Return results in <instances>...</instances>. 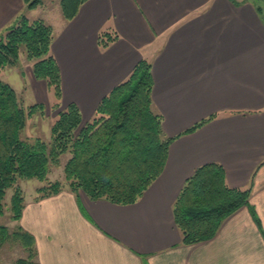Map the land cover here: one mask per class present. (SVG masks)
Masks as SVG:
<instances>
[{
    "label": "crops",
    "instance_id": "0c3cea01",
    "mask_svg": "<svg viewBox=\"0 0 264 264\" xmlns=\"http://www.w3.org/2000/svg\"><path fill=\"white\" fill-rule=\"evenodd\" d=\"M23 7L0 0V31ZM43 9L38 20L55 32L62 109L75 104L83 125L91 122L147 60L155 112L175 140L162 175L135 205L69 190L26 200L19 226L34 237L39 264H264V18L252 0H90L71 22L59 1ZM103 32L118 36L106 50ZM211 164L223 167L231 188H252L258 222L243 208L213 240L184 246L173 206L186 181Z\"/></svg>",
    "mask_w": 264,
    "mask_h": 264
},
{
    "label": "trees",
    "instance_id": "16d2710c",
    "mask_svg": "<svg viewBox=\"0 0 264 264\" xmlns=\"http://www.w3.org/2000/svg\"><path fill=\"white\" fill-rule=\"evenodd\" d=\"M89 1L60 0L64 20L73 21ZM252 1L264 18V0ZM23 3L33 11L43 5V0H23ZM54 38L52 26L42 20L31 22L25 16L17 17L0 34V74L6 68L16 67L24 50L27 61L34 63V79L47 85L56 100L53 110L59 111L49 143L41 139L24 140L21 135L27 121L38 112L44 113L46 106L23 108L13 87L0 79V218L5 216L7 192L13 190L10 203L13 222H20L25 208L24 193L19 186L23 181L47 183L37 191L35 202L69 190L76 195L83 192L93 202L137 204L162 175L175 140L165 135L163 118L155 112L153 67L147 60L140 61L128 79L102 100L91 122L83 125L81 111L75 104L62 109L61 72L51 49ZM117 40V34L103 32L99 35V48L106 50ZM213 119L186 133L197 131ZM66 156L69 158L64 165L65 184L49 182L51 171L61 168ZM251 193V187L231 188L219 165L199 168L186 181L173 206L182 245L213 240L223 223L243 208H248L258 222L250 203ZM10 242L19 243L27 254L16 264H39L34 237L21 227L11 232L0 224V252Z\"/></svg>",
    "mask_w": 264,
    "mask_h": 264
},
{
    "label": "rangeland",
    "instance_id": "374dc122",
    "mask_svg": "<svg viewBox=\"0 0 264 264\" xmlns=\"http://www.w3.org/2000/svg\"><path fill=\"white\" fill-rule=\"evenodd\" d=\"M58 1L60 6V0H43V6H40L38 8V11L35 13L28 10L24 5L17 17L25 16L29 20L35 19V21H38V19H40V15L44 10L43 8L50 7L56 4V2ZM16 18L10 24H8L6 28L2 29L0 31V34L5 33V31H7L8 28L13 25ZM33 65L34 63L27 61L24 50H22L20 53V60L18 65L16 67L6 68L5 70H3L0 74V79L13 87L23 108L28 109L38 104H44L46 106V110L44 113L38 112L35 116L27 121L26 129L23 131L21 136L24 140L30 142H33L35 139H41L49 143L51 141V129L55 120L57 119L59 111L53 110V106L56 104L53 93L45 88L44 82H38L34 79L32 73ZM68 158L69 157L67 156L63 157V166L59 169H53L51 171L50 175L48 176L49 182H61L62 184H65L64 165L66 164ZM46 185L47 183H42L38 180L23 181L19 183V186L24 193L25 202L26 200L28 201L32 198L35 201V199L39 196L37 191ZM81 193L84 194L83 192H80L79 194ZM13 195V190H9L7 192V197L5 200V216L0 218V224L8 227L11 232L16 231V229L20 227L19 222H13L10 219L12 216L10 203ZM25 258H27V254L24 248L19 243L10 242L0 252V260L2 264H16L19 259Z\"/></svg>",
    "mask_w": 264,
    "mask_h": 264
}]
</instances>
